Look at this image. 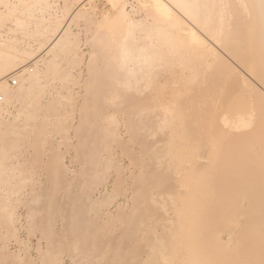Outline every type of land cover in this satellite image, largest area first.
<instances>
[{
    "label": "rangeland",
    "instance_id": "374dc122",
    "mask_svg": "<svg viewBox=\"0 0 264 264\" xmlns=\"http://www.w3.org/2000/svg\"><path fill=\"white\" fill-rule=\"evenodd\" d=\"M63 1L49 0L53 7H61ZM92 4L93 10L89 5L85 7L90 19L79 18L70 24L71 44L58 51L65 59L62 58V68L54 75L55 82L45 84L47 87L41 91L55 98V109L50 110L53 114L49 111L51 117L44 122L47 126L40 124V118L29 123V114L19 115L18 105L5 117L7 123L0 125V264H122L126 259L128 264H139L144 261L146 236L162 238L158 224L148 232L149 219L164 218L187 229L195 212L189 210L186 199L191 204L193 200L206 199L212 208L214 204L221 206V194L215 179L207 172L209 165L203 152L244 141L232 132L233 119L245 103L254 105L257 95L264 96V77L259 78L261 81L252 80L248 76L251 70L246 71L242 63H236L241 53L250 51L249 64L257 69L264 65V47L260 41L256 44L253 34L251 40L241 41L243 36L238 35L244 26L235 28L240 26L237 21L233 30L239 40L235 38L238 43L227 54L230 56L227 64L235 69L228 67L229 71L225 72L215 66L201 70L196 63L192 69H183L157 58L147 68L149 76L144 84H140L145 88L131 91L136 102L131 106V115L117 114L114 125L107 123L102 115L111 107L96 106V91L98 71L105 67L111 69L99 52L103 47L93 32L101 17L99 14L104 10L113 11L106 0H94ZM249 22L245 30L255 24L251 17ZM28 35L17 38L34 43L33 35ZM190 59L192 63L194 59ZM31 67L32 63L27 65ZM14 79L18 85L17 77ZM89 104L97 107L89 120L95 121L97 129L103 126L102 130L98 129L101 133L93 130L99 136L94 133L88 137L80 132L84 127V107ZM250 105L248 111L252 113ZM53 111H57L56 115ZM249 115V125L243 129L246 131L255 125L254 114ZM261 118L257 123L259 128H263ZM106 126L109 127L106 129ZM262 132L256 135H263ZM255 138L259 140L261 136ZM146 151L154 153L147 155ZM158 158L160 164L156 163ZM150 166L152 169L147 173L146 168ZM158 172L168 179L171 189L151 186L150 180L158 179ZM163 192L170 195L162 196ZM230 197L238 199L235 195ZM163 198L168 201L161 204ZM214 213L229 214L230 210ZM188 251L186 235H183L169 252L170 264H186ZM121 256L126 259L122 260Z\"/></svg>",
    "mask_w": 264,
    "mask_h": 264
},
{
    "label": "bare ground",
    "instance_id": "6f19581e",
    "mask_svg": "<svg viewBox=\"0 0 264 264\" xmlns=\"http://www.w3.org/2000/svg\"><path fill=\"white\" fill-rule=\"evenodd\" d=\"M106 1L113 12L104 10L102 15L99 14L101 17L99 16L93 33L97 42L102 44V51L99 52L103 59L106 58L111 70H106L105 67V70L98 71L100 76L98 91H96V106L111 107L109 108L111 110L102 116L106 118V121L108 120L107 123H113L112 125L115 123L117 114L125 115V117L131 115V106L135 102L131 91L141 87L140 84H144L143 81L149 76L147 68L151 67L157 58H160L159 61H167L166 63L171 65L173 63L183 69H192L196 63L199 64V69L209 70L216 66V68L222 67V71L226 72L228 67L233 66L227 64L230 57L227 54L234 48V44L238 43L235 42V38H238L236 41L239 40L238 36H243L240 40L246 42L251 40L253 34L252 39L256 44L260 41L261 46L264 47V0ZM93 2L94 0H65L61 7H53V3L50 4L49 0H0V125L7 123L5 117L10 116L11 108L17 105L20 106V109L17 108L19 115L29 114L27 115L30 117V119L27 118L29 123L31 119L37 121L40 118V124L43 122L42 125H46L44 122L51 117L49 111L55 109V98L51 93L44 92L48 94L45 95L41 91L45 84L55 82L53 77L62 68L61 64L65 59L58 51L65 48L68 43L71 44L68 38L71 32L70 24L79 18L90 19L88 8L85 7L89 5V8L93 10ZM250 17L255 24L250 30H245ZM236 22L240 26L235 25V28L244 26L241 34L237 29L236 32L239 34L237 37L233 30ZM26 34L30 37L31 34L33 35L34 43L25 42L21 37L17 38L18 35L24 37ZM249 52L241 53L239 59L237 58L240 61L236 63H242L246 71L251 70L248 71L250 75L247 74L250 79L261 81L259 78L264 77V65L253 69L248 61ZM190 58L194 59H192L193 64L189 63ZM79 59L82 60V57L79 56ZM30 63L33 64L32 69L27 68ZM105 64L107 65L104 63V66ZM233 69H235L234 66ZM10 77H17L19 84L15 87L8 84L7 80ZM141 88L144 89L145 86ZM135 94H137L136 91ZM254 99V105L245 103L243 109L237 112L233 119L232 132L242 137L244 141L236 146L219 148L216 151L207 149L203 152V156H206L205 161L209 165L207 172L215 179L218 192L221 194V206L214 204L212 208L209 200L206 199L193 200V204L191 200L186 199L185 203L190 204L189 210L195 212L192 216V224L190 223L187 229H184L182 225L171 224L164 218L159 221L149 219L148 232L158 224L162 238L157 240L156 237L150 238L149 234L146 236L143 246L146 251V262L138 261L139 264H170L171 253L169 252L183 235H186L189 249L186 264H264V132H262L263 135H256L260 133V130L264 131L262 130L264 117L261 118L264 116V105H262L264 96L257 95ZM91 105L84 107L86 109L83 116L84 123L83 120V124L81 123L84 127L80 131L88 137L94 136L96 133L94 131L101 133L100 130L103 128V126L98 127L100 128L98 130V125H94L95 121L89 120L93 118L97 109L93 107L94 102L93 106ZM222 105L226 104L222 103ZM249 105L254 107L251 110L255 125L251 130L246 131L243 129L249 125L247 115L252 114L248 111ZM53 112L56 115L57 111ZM22 117L26 118V116ZM104 118L102 121L106 123ZM260 118L263 128H259L257 124ZM20 124L22 123L19 122ZM72 127L76 129L75 126ZM108 127L106 126V129ZM12 129L14 131L15 126ZM260 136L259 140L255 138ZM149 153L154 152L146 151L145 154ZM212 157L215 159H211ZM160 161L161 159L158 158L156 163L160 164ZM151 169V166L147 167L146 172H150ZM171 172L177 175L175 169ZM157 177L156 180H150L152 187L157 186L162 190L171 189L168 179L161 177L160 172ZM168 195L170 194L163 192L162 196ZM231 195H235L238 199L229 198ZM166 201L168 200L163 198L160 202L163 204ZM226 210H230V213H214ZM180 212L177 214L178 217ZM109 216L108 213L107 217ZM130 222L128 221L129 225ZM71 224L75 228V225ZM78 224L81 226L80 223ZM74 228L72 229L75 230ZM76 230H79V227ZM121 258L126 259L122 256ZM126 260L122 264H128Z\"/></svg>",
    "mask_w": 264,
    "mask_h": 264
},
{
    "label": "built area",
    "instance_id": "2783aa9c",
    "mask_svg": "<svg viewBox=\"0 0 264 264\" xmlns=\"http://www.w3.org/2000/svg\"><path fill=\"white\" fill-rule=\"evenodd\" d=\"M8 83L12 86L15 87L17 85V81L14 79V77H10L8 78ZM0 101H1V97H0Z\"/></svg>",
    "mask_w": 264,
    "mask_h": 264
}]
</instances>
